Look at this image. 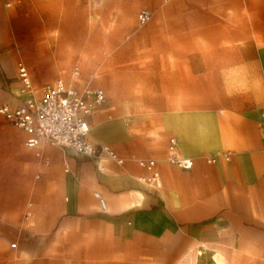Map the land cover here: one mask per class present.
I'll return each instance as SVG.
<instances>
[{
    "label": "crops",
    "instance_id": "0c3cea01",
    "mask_svg": "<svg viewBox=\"0 0 264 264\" xmlns=\"http://www.w3.org/2000/svg\"><path fill=\"white\" fill-rule=\"evenodd\" d=\"M227 28L216 30L219 36L213 39L225 35L232 45L209 52L220 56L214 63L219 89L213 92V84L206 82L203 107L163 111L156 119L159 143L149 140L141 147L122 121H100L101 108L89 118L90 139L110 145L124 165L99 164L68 148H29L26 133L0 114V230L18 233L27 262L57 264L79 247L87 248L91 258L96 248L138 238L198 240L230 231L236 240L264 239V46L258 44V32ZM208 66L211 71L212 61ZM43 86L33 85V94H23L22 85L9 87L0 78V104L22 107ZM172 138L176 154L194 161L191 170L168 162ZM152 159L160 173L156 185L138 179V162Z\"/></svg>",
    "mask_w": 264,
    "mask_h": 264
},
{
    "label": "rangeland",
    "instance_id": "374dc122",
    "mask_svg": "<svg viewBox=\"0 0 264 264\" xmlns=\"http://www.w3.org/2000/svg\"><path fill=\"white\" fill-rule=\"evenodd\" d=\"M143 10L152 14L145 25L138 22ZM230 26L258 32L264 46V0H0V78L20 89L22 63L35 89L57 80L103 88L100 121H122L145 148L162 139L155 127L163 111L203 107L206 82L219 89L220 56L209 52L232 45L225 35L213 39ZM59 35L68 40L62 51ZM211 61L213 71L205 68ZM17 235L0 230V264H31ZM95 250L90 258L87 248H75L57 264H264V239L236 240L230 231L198 240L138 238Z\"/></svg>",
    "mask_w": 264,
    "mask_h": 264
},
{
    "label": "built area",
    "instance_id": "2783aa9c",
    "mask_svg": "<svg viewBox=\"0 0 264 264\" xmlns=\"http://www.w3.org/2000/svg\"><path fill=\"white\" fill-rule=\"evenodd\" d=\"M152 17L148 10L138 14V22L147 24ZM78 74V73H77ZM18 77L21 82L23 94H33L29 68L19 64ZM107 100L103 88L79 89L63 80L44 85L38 96H31L22 107L12 109L8 104H0V114L13 126L26 133V146L37 148L39 146H54L68 148L94 159L99 164L103 161H113L124 165L121 158L108 144L93 142L90 137L91 123L89 118L104 106ZM264 133V119L262 122ZM176 139H170V157L168 162L183 170H191L194 161L190 158L180 157L176 154ZM40 157L41 154H38ZM215 158L208 162L214 163ZM45 165L49 163L44 162ZM156 160H140L138 166L140 173L138 179L148 185H156L160 180V173L156 170ZM149 174L146 175L144 172ZM100 206L107 210L105 199L100 198Z\"/></svg>",
    "mask_w": 264,
    "mask_h": 264
},
{
    "label": "bare ground",
    "instance_id": "6f19581e",
    "mask_svg": "<svg viewBox=\"0 0 264 264\" xmlns=\"http://www.w3.org/2000/svg\"><path fill=\"white\" fill-rule=\"evenodd\" d=\"M61 36L59 35V37L57 39V43H56V48H57L58 51L59 50L62 51L65 48V46H66V44L68 42L66 37H63V36L61 37ZM60 37H61V39H60Z\"/></svg>",
    "mask_w": 264,
    "mask_h": 264
}]
</instances>
